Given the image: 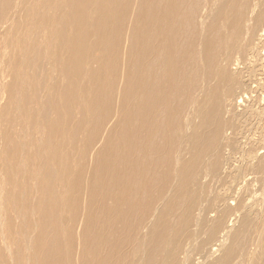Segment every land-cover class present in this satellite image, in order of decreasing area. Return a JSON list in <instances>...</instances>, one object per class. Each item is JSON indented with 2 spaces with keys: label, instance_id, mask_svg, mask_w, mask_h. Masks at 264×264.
<instances>
[{
  "label": "bare ground",
  "instance_id": "1",
  "mask_svg": "<svg viewBox=\"0 0 264 264\" xmlns=\"http://www.w3.org/2000/svg\"><path fill=\"white\" fill-rule=\"evenodd\" d=\"M254 37L264 0H0V261L264 264Z\"/></svg>",
  "mask_w": 264,
  "mask_h": 264
},
{
  "label": "rangeland",
  "instance_id": "2",
  "mask_svg": "<svg viewBox=\"0 0 264 264\" xmlns=\"http://www.w3.org/2000/svg\"><path fill=\"white\" fill-rule=\"evenodd\" d=\"M257 34H259L260 33V31H257L256 32ZM255 37H256V35H255ZM255 37L253 38V41H252V45H254L253 46V48H254V50H257V49H260V48H262V47H264V44H261V43H259V41L258 40H256L255 39ZM11 46H14L13 44H11ZM1 52H3V48H1ZM262 53H263V55L261 54L260 56L259 55H256V57L257 58H259V60H262L263 59V57H264V50H262ZM256 54V53H255ZM249 57H250V55H249ZM248 59H246V61H245V63H246V65H248V61H247ZM243 74L246 76L247 75V73L249 72V70H247V69H243ZM4 99L6 100V97H5V95H4ZM4 99H2V103L3 102H5V100ZM43 131V128L42 127H38L37 129H33L32 127H28L25 131H24V134L28 137V138H34V137H37V136H39V134L41 133ZM80 136H82V134L80 135ZM0 147H1V140H0ZM31 145L30 144H27V146L25 147V149H26V151L27 152H29V151H31ZM29 148H30V150H29ZM25 164L26 163H28V161H26V162H24ZM27 168H28V166H27ZM2 172V171H1ZM171 175H172V172H171ZM172 177V176H171ZM3 178H4V175H3ZM0 180H1V177H0ZM27 182H28V180H27ZM30 183H31V181H30ZM29 183V184H30ZM169 185H170V180H168V182L166 181V183H165V185L163 186V188L161 189V191H160V193H159V196H158V200L162 197V195L166 192V190H167V188L169 187ZM217 185L216 184H214V180H212L211 182H210V199L215 195V190L217 189V187H216ZM5 189H6V183L4 184V191H5ZM260 190H258V192H259ZM259 195L261 194V191L258 193ZM258 195V196H259ZM154 205H155V202L152 204V206H151V209L149 210V211H147L146 212V214H145V219H144V223L145 222H147L148 221V218H149V216H150V214H151V211H152V209H153V207H154ZM206 206H207V204H206ZM210 214L208 215V217L207 218H205V219H202V221H201V224H204V226L203 227H201V226H199V228L197 229V231H196V234H197V236H199L198 238H197V243H196V246L199 244V242H200V240L201 239H203V238H205L206 236H207V232H208V230H209V227H210V230H211V227H212V223H213V216H214V211L213 210H210V211H208ZM15 219V218H14ZM17 219H15V222L13 223V225H11L12 226V228H10V231H11V233L12 234H10L11 235V239H10V237H9V233H7V232H5L6 234H7V239H5V240H3V242L1 241V244L0 245H3L6 241H7V243H11V246H12V248H14L15 246H16V244L15 243H17V241H18V239L20 238V233L18 232V229L16 230V226H17ZM31 234V231H29L26 235H25V237H24V244H25V246H28V242H29V235ZM141 237H143V232H141V234H140V238ZM1 240V239H0ZM21 243H22V241H21ZM204 252H203V248L202 247H199L198 246V249L195 251V252H192V254H194V255H196V256H199V255H202ZM217 253H215V255H216ZM0 256H1V253H0ZM192 258H193V256H192ZM140 261V260H139ZM139 261H138V258L136 257V256H133L132 258H130L129 259V261H126V264H139ZM0 264H9V260L7 259V258H5L4 260H3V262L2 261H0Z\"/></svg>",
  "mask_w": 264,
  "mask_h": 264
}]
</instances>
